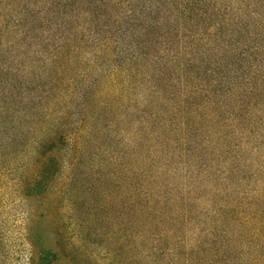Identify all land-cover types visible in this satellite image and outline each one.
<instances>
[{
    "label": "trees",
    "instance_id": "obj_1",
    "mask_svg": "<svg viewBox=\"0 0 264 264\" xmlns=\"http://www.w3.org/2000/svg\"><path fill=\"white\" fill-rule=\"evenodd\" d=\"M253 2L0 0V264L9 189L29 207L51 189L58 195L52 236L24 237L28 264H62L64 253L72 264H88L87 240L110 225L124 243L122 264L128 249L137 259L155 256V264L183 257L193 264L209 250L215 257L232 253L239 264H264V21L258 32L248 29L253 17H264V5ZM125 108L135 137L121 143L118 134L127 128L116 131L110 115ZM148 136L157 145L176 139L202 173L216 172L213 195L229 185V202L213 217L218 235L202 242L206 249L186 254V247L156 246L177 239L163 229L182 209L151 197L150 171L134 164ZM107 141L120 145L113 151ZM97 156L99 165L81 164ZM63 194L77 197L66 211L59 207ZM149 226L159 232L149 238L151 249L139 241Z\"/></svg>",
    "mask_w": 264,
    "mask_h": 264
},
{
    "label": "rangeland",
    "instance_id": "obj_2",
    "mask_svg": "<svg viewBox=\"0 0 264 264\" xmlns=\"http://www.w3.org/2000/svg\"><path fill=\"white\" fill-rule=\"evenodd\" d=\"M255 2L264 5V0H254L253 3ZM263 7H261V12L264 10ZM17 9L18 8L14 9L15 13H13V15H16ZM261 12L258 13L264 16ZM262 21H264V17H253L252 25L248 26V29L252 32H258V28L263 26ZM90 65H92V62ZM139 90L140 89H138L137 94L132 93L133 95L127 97L128 101L125 103H127L128 106L137 101L140 96ZM126 112L127 108L121 111L119 114L121 115L120 117L117 112L111 113L110 115L111 119L115 118L117 121L116 131L127 128V133L123 135L118 134L121 143H125L135 137L133 136V134L135 135L134 121L132 118H128L127 115H125ZM95 131L98 132L99 130ZM95 131L93 130V136L97 137ZM113 136H116V133L113 134ZM203 136L207 137V139L212 138V136ZM175 140L171 141L168 139L165 140L164 143L161 142L157 145V143L152 141L149 136L145 137L146 144L144 148L136 150L138 155L134 157V164L136 167L150 171L147 177L153 180V187L149 191L151 197L158 195V197H160L159 199H162L163 204L171 205L177 203V206L182 209L180 212L182 214L180 215H175L174 212L169 214L170 222L167 221L164 226L165 228L163 229L165 232L173 231L175 233L174 236H176L177 239L162 240L159 243H156V246H159L158 248L160 249H165L167 246H175V249L178 250H182L186 247L188 248L186 254H188L189 250H192L193 254L195 252L197 253V250L194 252L192 247L200 246V248L206 249V246H201L202 242L207 241L208 239L211 240L218 235L213 232L214 213L216 212V209H220L219 206L221 204L229 202L230 189L229 185L220 186L218 187L220 193L218 195H213L210 187L214 185H210L209 180L216 176V172L210 170L208 172L209 174L202 173L197 158L185 157V155L180 152V146H177L176 143L174 144ZM100 144V141L93 142V145L89 147L91 148V151L98 150ZM106 145L110 150L114 151L118 149V145L120 144H118V141H107ZM173 147H175L177 151L174 155H168V151ZM101 159L102 157L99 158V156H97L93 161H88L89 163H84L82 161L81 164L87 165V167L91 169L92 167H95V165H99ZM214 164L213 167L216 169V164H218V162H215ZM217 167H219V165ZM143 179L144 178H142V180ZM140 181L136 184L139 190L143 187ZM236 184L237 182L234 183V186ZM13 193V189H9L4 208L1 211V219L4 221L3 232L6 234L8 245L7 253L4 255L5 262L3 264H28L30 256L24 237L28 232L34 237L42 235L45 239L52 236L54 233V227L52 226V206H55V200L58 195L56 194V191L51 189L41 203L29 207V205H23L19 199L17 200ZM63 195V203L59 204V207L66 211L69 209L67 206L69 200H73V198H76L77 200V197L69 196V194ZM31 209H33V212ZM183 210L188 212L184 214ZM70 216L71 215L66 213V215L62 217V222L64 221L68 227L71 224L70 218L72 216ZM105 217H109V215L105 214ZM147 230V234L139 241L141 243H147L146 246L151 249L152 244L149 238L158 235L159 232L154 227L150 226ZM161 231L162 230H160V232ZM118 233L116 227L110 225L107 228L102 227L101 230H99L97 233L98 238L95 239L94 242L87 240V243H89H86L87 245L85 244L84 255L89 260L88 264H122L119 261V256L120 251H123L124 243L121 242L120 234ZM162 233L164 232L162 231ZM205 235L208 237H205ZM169 236L170 235L168 234V237ZM131 246H133V244ZM183 250L185 251V249ZM192 254L187 256L191 257ZM237 257L232 253L229 256H227V254H221L218 257H215L212 251L209 250V254L204 255V257L195 258L194 256L195 260H193L192 263L214 264V262H216L215 264H239V259ZM61 259L62 264H72L70 263L72 258L68 257L66 253H64V256H61ZM173 259L176 260L178 258ZM188 261V259L186 260V258L183 257L179 259V262L177 263L190 264ZM124 262V264H155L156 257L153 256L152 258L145 259V257L142 256V258L137 259L132 251L128 249L124 256Z\"/></svg>",
    "mask_w": 264,
    "mask_h": 264
}]
</instances>
